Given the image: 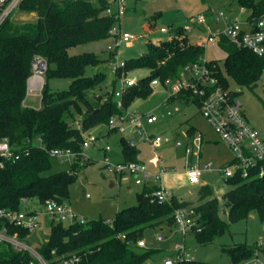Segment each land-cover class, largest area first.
I'll return each instance as SVG.
<instances>
[{
    "label": "trees",
    "instance_id": "1",
    "mask_svg": "<svg viewBox=\"0 0 264 264\" xmlns=\"http://www.w3.org/2000/svg\"><path fill=\"white\" fill-rule=\"evenodd\" d=\"M234 1L244 7L250 17L264 15V0ZM108 4L107 0H21L19 10L35 13L36 18L15 22L9 16L0 24V140L6 138L15 144L13 152L19 153L17 159L4 160L0 165V209L18 211L23 206L22 198L36 199L41 205L48 200L64 203L75 179L74 170L81 158L85 132L107 124L111 116L123 114L135 98H146L153 78L172 79L183 66L203 57V45L191 40L180 28L169 39L149 44L147 53L124 60L123 67L116 68L110 90L93 94L92 91L106 80V74L97 71L86 75L85 67L112 60L115 52L109 50L107 57L101 59L93 52L70 54L68 50L77 44L115 38L109 29L116 20L105 13ZM219 43L227 51L225 75L216 62H208L218 82L228 88L229 77L238 86L252 90L261 78L264 58L236 47L225 37H219ZM34 54L42 55L47 61L43 74L46 80L38 105L24 102ZM141 68L147 69L148 75L127 88L121 98L122 108H119L114 95L117 77ZM49 77H68L69 88L50 89ZM173 98L191 99L197 104L189 92L168 97ZM74 114L78 115L76 123H72ZM193 131V126L187 128L189 134ZM51 148H67L76 153L69 170L51 172L52 156L48 153ZM121 152L124 162L137 161L138 151L124 137H121ZM224 183L221 199L226 208V220L221 216L222 206L214 194L215 189L208 183L199 185L194 198L170 194L169 200L164 202L157 201L153 195L156 184H144L136 194V203L118 210L110 221H74L68 225L49 222L48 239L33 249L45 264H63L72 258L77 261L71 264H143L159 249L141 248L137 241L152 238L153 234L164 230L171 231L177 208H190L197 216L201 229L191 235L199 245L212 243L229 223L246 219L253 211L264 223V174L260 175L258 169L253 168L247 177L235 174L224 179ZM6 229L22 240L31 233L9 224ZM256 249L257 246L243 244L226 247L231 259L227 264H237L255 255ZM0 264L42 263L28 250L0 242ZM175 264L218 263L189 258Z\"/></svg>",
    "mask_w": 264,
    "mask_h": 264
},
{
    "label": "rangeland",
    "instance_id": "2",
    "mask_svg": "<svg viewBox=\"0 0 264 264\" xmlns=\"http://www.w3.org/2000/svg\"><path fill=\"white\" fill-rule=\"evenodd\" d=\"M107 2L110 3L111 0ZM126 7V13L116 22V25L136 37L130 46L123 44L116 46V39L110 36L77 44L68 50L70 54L93 52L101 59L107 57L109 50L115 52L112 60H103L96 65L85 67L86 75H92L97 71L106 74L104 83L92 91L95 95L110 90L115 80L113 70L117 62L147 53L149 44H157L159 41L169 39L180 28L184 30L185 27H189L190 30L186 33L191 40L199 43L204 32L196 26L198 16L207 15L206 19L210 23L209 29L214 31L216 28H224V20L219 17V12L228 15L233 9L238 10L239 8L234 0H126ZM10 17L15 22H23L35 19L36 14L25 13L16 8L10 13ZM161 27L166 28L167 32H160ZM203 47V58L207 62H216L225 75L224 62L227 51L220 45L219 38L216 41L204 43ZM146 75H148V70L141 68L125 73L124 77L138 79ZM45 80L44 75L43 82ZM228 81V88L241 89L238 96L242 101L246 118L264 139V93L261 90V81L259 80L252 90L238 86L229 77ZM69 84L68 77L47 78V86L52 90H66ZM114 88H119L117 80ZM170 95L169 86L155 85L146 98L137 97L128 106V111L138 114L148 113L157 117L153 123L143 122V129L146 132V134L140 132L143 141L138 140L140 134L136 131L130 133L128 126L124 132H119L109 130L107 124H100L85 132L84 136L93 135L96 141L82 148V157L74 170L75 179L69 186V195L64 201L78 216L83 217L85 221L97 219L110 221L118 210L136 203V194L142 190L143 184H136L133 177L127 173L117 175L107 168L108 165L125 161L121 152V137L129 136L128 138L132 140L138 151L137 160L143 162L151 173L158 171L159 161H162L165 169L175 168V174L179 177L184 169L186 158L189 162L194 160L195 156L186 157L183 146H176L177 141L186 142L185 133L190 126L195 127L203 135L200 165L211 163L213 168L217 169L233 161L232 151L201 115L197 104L191 99H168ZM26 101L39 103L40 96L37 94L29 96ZM73 120L72 123L78 121L77 114H74ZM147 135L149 137L160 136L162 140L152 147L145 137ZM106 148L108 149L105 150ZM72 161V157L53 156L51 172L69 170ZM203 178L214 187V194L222 206L221 194L225 188L224 179L227 177L222 176L217 170H212L204 172ZM177 180L176 183L170 184L167 191L178 198H194L199 184H188ZM26 208L38 212L39 226L30 233L26 240H18L30 246L33 253L35 252L33 248L48 239L51 220L43 215V205L36 199L29 200ZM221 216L226 220V208L223 206ZM68 223V221L63 222L64 225ZM157 234L162 235V240L156 239ZM175 241H182V238L168 230L153 234L145 248L159 250L143 264H162L164 255L172 254ZM183 242L188 258L218 264H227L231 261L230 255L225 250L226 247L239 244L248 247L257 246L255 255L237 264H253L255 260L256 264H264V223L259 220L254 211L246 219L229 223L223 234L210 244L199 245L190 235L186 236Z\"/></svg>",
    "mask_w": 264,
    "mask_h": 264
},
{
    "label": "built area",
    "instance_id": "3",
    "mask_svg": "<svg viewBox=\"0 0 264 264\" xmlns=\"http://www.w3.org/2000/svg\"><path fill=\"white\" fill-rule=\"evenodd\" d=\"M21 0H0V24L10 16V13L18 8ZM126 0H111L105 9V13L118 20L126 13ZM219 17L224 20V28H216L210 30V23L206 16L200 15L197 18V28L204 32V36L200 38L198 44L203 45L207 42L216 41L219 37H225L228 41L238 48H246L252 53L264 58V15L259 17H250L248 11L244 7H239L238 10L225 14L219 12ZM115 24L109 29L110 34L115 36L116 45L121 44L130 46L134 35L127 31L121 30ZM189 31V27L184 28ZM160 32H167V29L161 27ZM124 62L116 63V68L123 67ZM116 68L113 70L116 72ZM31 74L29 79L30 90L39 89L41 91L43 85V74L47 69V61L40 54H34L30 62ZM264 70H262L261 90L264 93ZM36 81V85L32 84ZM119 88L115 89L114 95L116 104L122 108V95L128 87L137 83L135 78H125L124 73L117 77ZM155 85L169 86L171 95H177L182 92H189L190 97L197 101L201 115L206 119L209 125L213 128L218 137L223 140L230 148L234 155L233 161L226 166L214 169L211 163L200 165L202 136L200 132L193 131L189 134L185 133L186 142H176V146H183L186 157L195 156L193 161H188L186 158L184 163V174L188 184H198L201 176L206 171L217 170L224 177H232L239 174L242 177H247L249 170L257 168L260 175L264 174V139H262L258 131L249 124L245 112L243 110L242 101L238 93L241 89H230L220 84L213 74V70L209 66L207 60L200 57L199 61L183 66L178 75L174 78H166L160 81L159 78H153L149 86L152 88ZM157 117L152 114H138L125 110L123 114L111 116L108 119L107 125L110 129L124 132L126 126L131 125L137 131L146 132L143 129V122L153 123ZM150 144L155 147L161 142L160 136L149 137L145 136ZM143 138V136H142ZM96 137L87 135L84 137L81 149L93 144ZM130 145H134L132 141H128ZM41 148L43 146L38 144ZM16 145L10 143L6 138L0 140V165L4 160L10 161L17 159L19 153H14ZM106 148L105 150H107ZM50 156L54 157H72L76 156L70 149L51 148L48 150ZM82 157V154H80ZM160 170L154 174L148 172L143 163L139 161H128L108 165L110 172L117 175L129 174L133 177L136 184H146L153 180L157 188L153 192L155 199L159 202L168 201L170 193L163 187L161 180L162 175L167 171L164 168L162 161H159ZM27 199L22 198L23 206L18 211H9L0 209V242H7L15 249L28 250L42 264H45L40 256L35 252H31L30 246L20 242L16 233L9 234L6 229V224L24 228L32 232L39 226L38 212L24 207ZM43 215L54 222H85L83 217L67 206L65 203H59L55 200H48L43 205ZM174 224L172 230L176 236H180L182 241H175L172 254H166L163 257L162 264H175L176 262L189 259L186 255V246L183 242L184 238L194 232L200 231V223L197 221V216L190 208L180 207L174 212ZM157 240H162V235H156ZM22 240V239H20ZM146 238L137 241V245L141 248L146 247ZM77 261V258L66 260L63 264H71ZM256 260L253 264H256Z\"/></svg>",
    "mask_w": 264,
    "mask_h": 264
},
{
    "label": "crops",
    "instance_id": "4",
    "mask_svg": "<svg viewBox=\"0 0 264 264\" xmlns=\"http://www.w3.org/2000/svg\"><path fill=\"white\" fill-rule=\"evenodd\" d=\"M233 11H236L235 9H233L231 12H233ZM32 84L33 85H36V81H32ZM28 86H29V79L27 80V92H26V96H25V101L24 102H28V103H30V104H33V105H38L39 103H35V102H29V101H26V99L29 97V96H34V95H39L40 96V90L39 89H34V90H30L29 88H28ZM174 99H176V98H174ZM128 127H129V131H130V133H133V132H137V133H139L140 134V136L138 137V140L139 141H143L144 139L142 138V135H141V133L139 132V131H137L133 126H131V125H128ZM109 130H113V129H110L109 128ZM187 131V130H186ZM194 131H198L195 127H194ZM198 132H200V131H198ZM200 134H201V136H202V143H203V135H202V133L200 132ZM129 137V136H128ZM128 137H124L125 139H127L128 141H132L130 138H128ZM135 146V145H134ZM152 146V145H151ZM153 147V146H152ZM201 150H202V145H201ZM137 159V158H136ZM137 161H139V160H137ZM139 162H141V161H139ZM141 163H143V162H141ZM160 170V164H159V166H158V171ZM167 171L162 175V180H161V183H162V185H163V187L167 190V188H169V186H170V184L172 185L174 182L176 183L178 180L177 179H179L180 181H182V182H184V183H187L186 182V178H185V174H184V171H182V174H179V177H177L178 175L177 174H175V168H172V169H166ZM184 170V169H183ZM157 171V172H158ZM149 172V171H148ZM149 173H151V172H149ZM156 173V172H155ZM151 174H154V173H151ZM181 175V176H180ZM203 175H204V173H203ZM203 175L201 176V178H200V181H199V185H201V184H206L207 182L204 180V178H203ZM174 178V180H172ZM172 182V183H171ZM154 182H151L150 181V183H146V184H153ZM209 184V183H208ZM144 185V184H143ZM27 202H29V199H27L26 201H25V203H24V207H26L27 206ZM170 232V231H169ZM189 236V235H188ZM190 236H192V235H190ZM193 238V237H192ZM165 256V255H164Z\"/></svg>",
    "mask_w": 264,
    "mask_h": 264
},
{
    "label": "water",
    "instance_id": "5",
    "mask_svg": "<svg viewBox=\"0 0 264 264\" xmlns=\"http://www.w3.org/2000/svg\"><path fill=\"white\" fill-rule=\"evenodd\" d=\"M146 239H147V241H149L151 238L150 237H147Z\"/></svg>",
    "mask_w": 264,
    "mask_h": 264
}]
</instances>
